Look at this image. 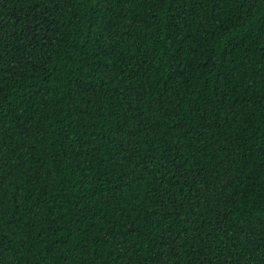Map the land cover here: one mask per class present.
Masks as SVG:
<instances>
[{"label": "trees", "instance_id": "1", "mask_svg": "<svg viewBox=\"0 0 264 264\" xmlns=\"http://www.w3.org/2000/svg\"><path fill=\"white\" fill-rule=\"evenodd\" d=\"M0 264H264V0H0Z\"/></svg>", "mask_w": 264, "mask_h": 264}]
</instances>
